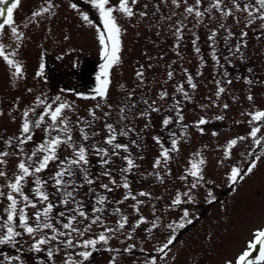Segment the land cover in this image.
I'll return each mask as SVG.
<instances>
[{
  "label": "rangeland",
  "instance_id": "obj_1",
  "mask_svg": "<svg viewBox=\"0 0 264 264\" xmlns=\"http://www.w3.org/2000/svg\"><path fill=\"white\" fill-rule=\"evenodd\" d=\"M59 5L55 15L51 19L37 18L38 25L29 24L27 28L21 27L25 32L26 39L21 47L19 58L25 66L26 79L13 82L10 79L6 65L0 60V109L5 113L12 110L17 115V122L12 123L11 118L6 114L0 117V137L7 138L10 135L18 134L19 113L12 105L16 97H20V108L23 109L37 95L46 94L48 97L60 95L62 100L73 104L74 111L67 112L73 128V137L78 142L79 130L76 127L77 116H88V109L94 108L99 102L105 105L97 110L99 117L91 128L86 130L99 133L95 140L87 143L102 142L106 135L103 127L104 123H113L119 130L121 123L120 109L125 108L123 115L126 117L122 121L129 127L135 128V132L130 137H118L119 142L129 144L130 151L137 164L138 169L126 174L131 184L133 194L140 191L151 193V198L139 197L144 203L140 205L141 213L146 218L154 219L153 212L161 218V223L167 224L172 220H177L180 210H171L167 206L170 204L177 189L184 190V182L179 180L187 166L188 159L196 151H202L207 165L205 167L206 179L213 183L209 185L218 198V202L209 205L204 201L206 188L199 190L197 201L192 205H184L195 220L193 225H188L186 229L177 232V242L172 248L170 256H175V261H158V264H224L225 260L233 258L239 252L246 239H250L251 229L260 227L264 224V148L257 147L251 138L241 141L232 150V158L226 160L221 166L218 161L223 157L222 146L230 139L244 136L250 131L248 124V112L264 110V31L259 27L257 21L249 28H244L243 14L235 13L241 17V23L236 24L232 17L222 18L215 10L212 16H206L202 24H197L194 17L184 18L183 5L176 9L171 4V0H139L134 5V10L147 11V17L134 16L131 20L120 17L118 20L126 30L122 35V51L120 53L121 63L115 65L110 70L111 83L109 85L107 101L78 98L75 93L91 95L92 90L97 87L96 76L99 73V65L102 62L99 55V45L96 40L94 28L87 26L80 19L79 13L73 11L70 3H77L80 12L87 13L97 26L102 28L98 12L92 8L89 0H53ZM117 0H112L115 4ZM210 0H202L201 10L208 6ZM194 4V0H189ZM44 4V0H21L20 7L15 11L17 24L23 26L28 23L32 11L37 10ZM147 4V9L144 5ZM159 5L157 9L155 6ZM173 12L178 15L173 16L172 20L166 19ZM214 17V18H213ZM183 20L187 26L183 32L180 48L173 47L175 41L170 25ZM225 23L232 30L229 35L219 24ZM195 25V26H194ZM209 29H217L216 54L220 58L219 63L212 59V48L208 41ZM50 30V31H49ZM241 31H246L248 35L241 40ZM5 36L2 41L11 44L9 30L5 29ZM195 33L199 39L197 46L201 52L197 54L191 43ZM67 35L70 39L65 40ZM227 38V42H226ZM240 43V53L232 56L228 48H235ZM10 50V49H9ZM177 51L180 56H177ZM228 56L226 60L224 57ZM162 57V58H161ZM203 57V59H201ZM175 61V63H173ZM40 63L45 65L44 76L35 78V72ZM143 65L144 83L140 84L136 77V71ZM151 65V67H149ZM171 65V68H169ZM183 69H187L193 77V82L197 84L195 90L187 86ZM249 69L251 71H249ZM172 70L174 77L168 80L167 71ZM253 83L247 84L245 80ZM232 83L228 84L227 81ZM216 81L221 82L225 92L216 100ZM183 83L192 99L190 101L175 91V85ZM92 84L81 88H73L78 85ZM123 85L124 87H121ZM32 88L33 92L28 93L27 89ZM73 90V91H62ZM166 90L169 97L161 101L158 93ZM132 93V100L127 96ZM251 94L253 101H248L247 96ZM211 98V99H209ZM157 101L161 111L153 112L149 117L140 118L139 112L146 106L143 100ZM180 100L182 122H174L167 129L162 127L161 121L165 116H172L176 120L175 112L172 111L173 100ZM215 101L219 107H213ZM135 102L137 107L129 109L126 104ZM227 103L229 108L225 110L223 104ZM106 104L111 105V115L104 117L103 113L109 111ZM205 105V108H201ZM244 113V114H242ZM216 116H223L224 119L217 120ZM201 117L209 120V123L202 125L204 134L194 126L195 122ZM148 125L145 127V125ZM187 125V128L183 126ZM175 132L179 140L180 151L173 153V159L169 163L171 175H165V182L161 184L154 176L148 175L153 172L152 163L156 159L159 147L153 140L154 136H159L164 141L165 146L170 145V133ZM216 132L218 135L213 136ZM183 133V135H181ZM264 136V128L258 134ZM42 132L35 130L34 140L38 143L42 139ZM130 139L137 142V146L130 144ZM3 141L0 140V147ZM30 147L26 146V148ZM255 152L260 156L257 168L253 174L247 176L244 181L236 186L233 192L227 186L225 173L231 166L246 168L250 162L249 153ZM70 154V150L62 149L60 155ZM121 155H125L121 153ZM143 159H139V157ZM15 161V157H10ZM89 170L93 178L98 176L101 171L95 155H90ZM112 170L113 176L118 183L122 182L124 176L119 172L123 161L119 157H113ZM13 163H9L8 170L11 175ZM55 171V165H50L43 175ZM158 171L164 175L163 168ZM0 183H3L0 178ZM79 183V181H78ZM101 183H108L107 177H99L92 185L97 192L108 196L109 203L106 211L102 214L109 226H114L119 218L111 215L114 208L119 207L124 215L129 217L130 223H135L137 219L130 204L132 200L125 201L124 204H116L115 201L122 199L124 189L109 185L114 190L111 193L105 192L99 187ZM88 186L79 189L78 200H82L86 210L91 215L90 208L94 197L91 194L85 195ZM51 191V189H49ZM27 191V190H26ZM2 211V206H0ZM59 211V209H57ZM83 227V225H80ZM150 226V225H149ZM145 226L137 229L133 240L120 242L118 239L110 241V247L123 249L127 244L135 243L136 249L132 254L122 253L117 258V264H145L150 257L155 256V248L164 240L167 231L161 234L157 230L153 234L144 231ZM102 229L94 226V234H98ZM130 230V229H129ZM88 238V236H85ZM20 243L16 247L0 246V252L15 256L20 255L24 264H50L46 255L29 251L32 241L26 235L18 238ZM103 245L97 246V251L93 253L87 264H108L112 253L104 250ZM22 249L19 251L17 249ZM143 248L144 251H140ZM63 254L57 255L55 264H63ZM2 259V257H0Z\"/></svg>",
  "mask_w": 264,
  "mask_h": 264
},
{
  "label": "snow or ice",
  "instance_id": "obj_2",
  "mask_svg": "<svg viewBox=\"0 0 264 264\" xmlns=\"http://www.w3.org/2000/svg\"><path fill=\"white\" fill-rule=\"evenodd\" d=\"M89 3L98 12L102 28L97 26L87 13L80 12L77 3H70L69 7L79 13L80 19L87 26L95 29L102 62L96 76L98 84L92 90V94H75L78 98L92 100L99 98V100L106 102L111 83L110 70L121 63V37L126 31L119 23L117 14L131 20L136 15L147 17L148 12L145 10L137 13L134 10L133 6L138 4L139 0H117L115 4L112 3V0H89ZM171 4L176 9H180L183 5L184 18L194 17L197 24H202L204 18L206 16L211 17L215 10L222 18L232 17L236 24L241 23V17L236 16L235 13H241L243 14L244 28H249L259 21V27L264 31V0H210L208 6L203 10H201L202 0H194V4H190L189 0H171ZM20 5L21 0H0V41L3 40L6 34L5 29H8L9 39L12 42L7 45L0 42V60L6 65L10 79L13 82L26 79L25 66L19 58L21 47L26 39V34L21 30V27L27 28L32 23L39 26L37 18L47 17L51 19L56 14L54 10L59 7L53 0H44L42 6L31 12L28 23L21 26L17 24L14 15ZM143 7L147 9L148 5L145 4ZM155 7L158 9L159 5ZM176 15L178 13L173 12L166 19L171 21L172 17ZM186 27L183 20L170 25V31L176 41L173 45L174 48H180L179 42L184 38L183 32ZM219 29L232 35L231 28L225 23H220ZM209 33L208 41L210 42L209 46L212 48V59L219 63L220 58L217 56L215 48L218 30L209 29ZM247 35L246 31H241V40ZM193 37L191 43L194 51L199 54L201 52V49L197 46L199 37L195 33H193ZM63 38L65 40L70 39L67 35ZM240 51V43H237L235 48H228V52L232 56L240 53ZM176 55L180 56L181 54L177 51ZM224 58L227 60L229 57L225 56ZM169 68H171V65H169ZM44 69L45 65L40 63L38 70L35 72V78H42ZM249 71L251 70L249 69ZM183 72L187 86L195 90L197 84L193 82L192 75L187 69H183ZM166 75L167 80L165 83L173 79L174 72L169 70ZM136 77L140 84L144 83L143 65L136 71ZM227 83L231 84L232 81L228 80ZM245 83L251 84L253 81L246 79ZM121 87L124 86L121 85ZM62 91L71 92L73 90ZM175 91L184 100L190 101L192 99L183 83L176 84ZM27 92L32 93L33 89L28 88ZM224 92L225 88L221 86V82L216 81V100H219ZM168 97L169 93L166 90L158 93V99L161 101L166 100ZM127 99L132 100V93L128 94ZM247 100L253 101V96L249 94ZM143 104L146 107L140 110V118H146L153 112L158 113L161 111V108L156 106V100L149 102L145 99ZM180 105V100H173L171 110L175 112L176 120L174 121L172 116H165L161 121L163 128L167 129L174 122L183 121L184 117ZM104 106L98 102L94 108L88 109V116L91 117V120L77 116L76 127L79 130L80 138L78 142L73 137V128L70 126L71 121L66 115L67 112L75 110L72 103L62 100L60 95L48 97L46 94H41L35 96L28 105L21 109L20 97H16L12 108L19 113L18 134L10 135L7 138L0 137V140L3 141V145L0 147V178L3 180V183H0V206H2V211H0V246L16 247L20 243L18 238L26 235L32 241L29 251L34 253L43 252L50 264H55L54 258L59 254H63V264H87L93 253L97 251V246L103 245L105 251L112 253L108 264H117L118 256L122 253L132 254L136 249V244H127L126 247L120 249L110 247V241L121 236H123L120 241L122 244L125 241H131L137 229L145 226L144 231L147 234H153L157 230H160L161 234L165 230L167 231L164 240L155 248L156 255L146 260L145 264H158V261L166 262L169 259L175 261L176 257L174 255L170 256V253L177 242V232L195 223L189 209L183 206L195 204L201 188L207 189L204 194L206 203L212 205L218 202L217 196L209 187L213 182L206 179L205 176L207 160L202 151L194 152L188 159L183 174L179 176V180L184 182V190L177 189L167 206L171 210H180L177 220L162 225L161 218L155 212H153L154 219L146 218L142 215L140 208L144 201L139 197L151 198V193L140 191L133 194L126 174L138 169L139 164L133 158L129 144L118 140V137H130V134L136 131L135 128L122 123L126 119L123 115L125 108L120 109L121 115L118 123H121V127L119 130L113 123L105 122L103 127L106 135L102 142L87 143L90 140H95L99 135L95 131L89 133L86 129L91 128L93 123L99 119L96 112ZM106 106L109 111L103 113L104 117L111 115V105L106 104ZM212 106L219 107L215 101H212ZM125 107L134 109L137 105L133 102L126 104ZM205 107V105H201L202 109ZM223 108L227 110L229 105L225 103ZM6 114L11 118L12 123L17 122V115L12 110L5 113L4 110L0 109V117ZM246 115L249 117L250 131L244 136L228 140L222 146L223 157L218 161L221 166L226 160L232 158V150L241 141L251 138L257 147L264 148V136L258 135L261 133V129L264 128V110H255L246 113ZM215 119L222 120L224 117L216 116ZM207 123H209V120L204 117L195 122L194 126L201 135L204 134V129L201 126ZM147 126L146 124L145 127ZM183 127L187 128V125ZM36 129H39L43 134L38 143L34 140ZM212 135L216 136L218 133L213 132ZM170 137L169 146H165L161 137H153L155 144L159 147V152L152 163L153 172L148 173V175L154 176L161 184L165 182V175H171L169 163L173 159L172 154L180 151L177 134L172 132ZM130 144L137 146L135 140L130 139ZM29 145L30 147L26 148ZM62 149L70 150V154L61 157ZM121 153L125 155H121ZM93 154L97 158V163L101 169L96 178H93L89 170L91 163L89 157ZM248 155L250 162L246 168L234 165L225 173L227 186L233 192L236 191V186L244 181L247 176L253 174L257 168L260 156L256 155L255 152H250ZM10 157H15V161L10 160ZM113 157H119L123 161L119 172L124 176V179L120 183L113 176ZM139 159H143V157L141 156ZM9 163H13L11 175L8 170ZM53 164L55 165V171L49 172L45 178L43 174ZM161 168L165 170L164 175L158 171ZM99 177L108 178V183L99 185L105 192L111 193L114 190L109 185L125 190L122 199L115 201L116 204H124L128 200L134 201L129 205L137 216L134 224L130 223L129 217L124 215L119 207L114 208L111 212V215L119 217L115 221V225L109 226L106 223L102 214L106 211V205L109 203L108 196L97 192L91 187ZM85 185L88 186L85 195L91 194L94 197L90 208L91 215L86 210L83 201L77 199L79 189ZM80 225H83V227ZM94 226L102 230L98 234H94ZM249 235L250 239L245 240L243 248L233 258L225 260L224 264H264V224L251 229ZM85 236H88V238H85ZM17 250L18 252L22 251L19 248ZM140 251L143 252L144 249L141 248ZM0 257H2L0 264H24L19 254L10 256L0 252Z\"/></svg>",
  "mask_w": 264,
  "mask_h": 264
}]
</instances>
